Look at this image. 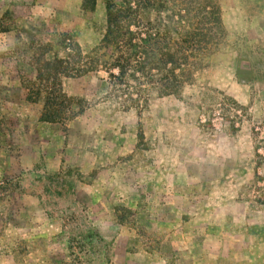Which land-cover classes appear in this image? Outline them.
I'll list each match as a JSON object with an SVG mask.
<instances>
[{
  "label": "rangeland",
  "instance_id": "1",
  "mask_svg": "<svg viewBox=\"0 0 264 264\" xmlns=\"http://www.w3.org/2000/svg\"><path fill=\"white\" fill-rule=\"evenodd\" d=\"M38 1L43 7L14 9L0 0V257L16 264H264V0H153L175 13L215 6L221 19L218 31L195 11L186 18L202 20L213 38L185 73L191 81L184 84L201 89L195 122L188 117L185 129L171 128L189 135L194 127L201 152L197 160L174 158L167 170L149 167L159 155L148 138L150 104L167 84L140 74L114 80L112 67L75 77L66 60L75 43L83 63L108 61L105 6L128 0ZM145 17L159 20L157 7ZM214 84H237L244 99ZM46 103L54 122L43 121ZM169 139L174 151L179 138ZM229 166L237 167L236 185L206 183ZM190 178L199 200L190 199ZM195 203L203 216L181 214L193 213Z\"/></svg>",
  "mask_w": 264,
  "mask_h": 264
},
{
  "label": "trees",
  "instance_id": "2",
  "mask_svg": "<svg viewBox=\"0 0 264 264\" xmlns=\"http://www.w3.org/2000/svg\"><path fill=\"white\" fill-rule=\"evenodd\" d=\"M154 7H157L160 19L151 22L145 14ZM177 11L175 13L165 2L155 4L153 0H128L122 6L107 2L103 42L107 44L105 50L109 53V60L83 63L85 56L79 45L74 43L66 48V60L74 62L72 75L82 77L101 67H112L118 71L117 77H112L114 80H122L127 76L133 79L136 74H140L150 84H167L163 92L165 95L174 93L181 77L184 82L191 81V74L185 73L195 65V52L210 43V35L211 40L213 38V33L207 34L203 28L202 20L193 23L186 18L195 11L207 19L214 29H221L220 10L215 6L198 4L194 7L189 4L182 10L179 7ZM161 15L164 16L161 18ZM186 28L190 31L188 34L184 32ZM171 34L176 40L171 38ZM182 36L185 40H182ZM217 44L218 41L214 45ZM45 106L43 121L54 122L52 112L47 110L49 103Z\"/></svg>",
  "mask_w": 264,
  "mask_h": 264
},
{
  "label": "crops",
  "instance_id": "3",
  "mask_svg": "<svg viewBox=\"0 0 264 264\" xmlns=\"http://www.w3.org/2000/svg\"><path fill=\"white\" fill-rule=\"evenodd\" d=\"M8 3L9 8H14V9H23L27 8L28 6H31L32 4L34 7H43L41 5L40 1L38 0H5ZM53 1V0H49ZM56 1V0H55ZM30 2V3H28ZM75 6L80 5L81 1L78 3L74 0ZM31 4V5H30ZM46 5L44 4V8ZM106 8V6H105ZM183 82L184 89L182 90V87L177 88V91L174 95L172 94H162L160 96H157V98H154L152 101V108L151 104L149 107L150 112L152 113V122H150L151 129L149 130V135L148 138L151 140V143L153 145L158 146V157L159 161L153 162L150 161L149 167H153L156 169V166L158 169H164L167 170L168 168L174 167L175 165L172 164V161H174L176 158L178 161H184L186 159L190 160H197L198 157V152L195 149V141L193 142V137L195 135L194 132L197 130L190 128L189 130L191 133L189 135L184 134L185 132L178 131L176 134L174 133V129L171 128L173 126L176 127V129H185L187 124L189 122L194 121L196 118L197 114L200 111V86H194L190 84V86H186L184 83V79L180 78ZM214 87L217 89L224 91L225 94H228L232 96L236 101H240L242 98V91L240 87L237 84H214ZM163 88V87H162ZM162 88H157L162 89ZM182 90V92H181ZM199 106V107H198ZM188 117H191L192 120H189ZM171 121L172 123H169ZM195 122V121H194ZM162 123V125H161ZM167 126L166 128H164ZM171 128V129H170ZM170 129V130H169ZM193 130V131H192ZM176 137L178 136L179 138V143L178 148L175 149L174 151H171V142H170V137ZM205 136V135H204ZM187 143L190 145L189 149L185 148L183 144L187 145ZM207 144V143H206ZM203 149H205L203 147ZM207 150V149H206ZM176 154L175 157H172V154ZM209 154V152H203ZM195 155L196 158H195ZM202 155V154H201ZM156 164V166H155ZM153 165V166H152ZM232 168H237L233 166ZM232 168H227L226 171L222 176H218L215 179H210V181H206L207 184L217 186L220 182H225L226 184H231V185H236L238 182L233 175V170ZM235 178V179H234ZM168 179L167 178H159L158 183L159 184H165L167 183ZM154 179L152 178H145L144 184L146 185H154ZM197 180L194 178L186 179V185L191 187L190 193V199L193 200H199V193L198 190L196 189L197 185ZM195 202V201H194ZM195 211L193 213H184L181 212L182 215H189L197 218L201 217L204 214V209L201 207H198L197 203L194 204ZM179 211H182L180 208ZM27 215H30L29 213H26ZM0 264H16L13 258L9 257H0Z\"/></svg>",
  "mask_w": 264,
  "mask_h": 264
}]
</instances>
